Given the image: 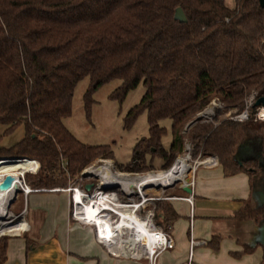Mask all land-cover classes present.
Instances as JSON below:
<instances>
[{"label":"trees","instance_id":"16d2710c","mask_svg":"<svg viewBox=\"0 0 264 264\" xmlns=\"http://www.w3.org/2000/svg\"><path fill=\"white\" fill-rule=\"evenodd\" d=\"M177 7L185 22L174 17ZM85 76L86 110L94 90L108 81L120 80L110 94L116 99L142 83L123 124L130 127L145 111L148 133L135 142L130 161L116 165L144 167L147 153L166 165L181 152L183 125L211 97L237 112L252 91L254 99L264 97V7L258 0H234L232 8L224 0H0L2 134L23 126L22 137L0 147V155L23 157L14 158L22 173L31 167L26 158L36 160L39 171L24 176L34 188L65 187L92 160L112 158L109 145L83 143L62 123ZM249 108L243 120H197L188 130L192 155L215 154L225 175L243 171L251 177L264 160V121L254 120V102ZM164 118L171 121L167 148L159 124ZM240 146L258 157L240 164ZM263 210V204H245L233 218L260 222ZM217 240L209 244L216 247ZM6 242L0 236V263ZM251 248L243 244L242 251Z\"/></svg>","mask_w":264,"mask_h":264},{"label":"crops","instance_id":"0c3cea01","mask_svg":"<svg viewBox=\"0 0 264 264\" xmlns=\"http://www.w3.org/2000/svg\"><path fill=\"white\" fill-rule=\"evenodd\" d=\"M260 180L262 185L253 187L246 172L225 175L219 163L212 167L196 166L192 175V205L182 198L168 202L174 246L161 250L155 264H188L189 255L191 264H261L264 211L260 215L262 223L233 218L245 204L252 206L251 198L257 204L264 203V173ZM190 182L191 179L187 184ZM18 205L25 225L6 233L5 259L0 264H148L144 258L113 254L97 238L91 224L73 220L65 190L30 191ZM213 237L218 238L216 247L209 244ZM190 238L203 243L191 247ZM243 244L252 248L243 252ZM113 249L124 252L122 248Z\"/></svg>","mask_w":264,"mask_h":264},{"label":"rangeland","instance_id":"374dc122","mask_svg":"<svg viewBox=\"0 0 264 264\" xmlns=\"http://www.w3.org/2000/svg\"><path fill=\"white\" fill-rule=\"evenodd\" d=\"M225 4L228 6L234 5V0H224ZM89 79L87 76L80 79L73 90L72 100H71V112L68 116L62 118L63 125L72 133V135L79 141L90 144H104L109 145L112 151V160L109 158H96L86 164L81 171L75 175L72 179H68L66 182L65 187L67 186H79L82 188H86L87 192L95 193L99 190V178L93 175L83 174L85 168L94 165L103 164L104 161L110 163V168L116 172L126 173V174H144L147 172H153L158 170H165L167 169L175 158L178 156H187V162L190 166L194 167L195 163L199 160L204 158L207 155H201L200 153L196 154L195 156L192 155V148L190 144V140L188 137V130L189 128L197 121L207 122L212 121L213 119L217 118L221 120L223 118H230L232 119L235 115L239 114L241 111L247 108L248 114L250 113V106L247 105L249 102V98L251 93H249L245 98L244 108L237 112L234 107L225 106L220 100L213 96L210 98L209 102L203 109L193 113L188 120L185 122L181 129L182 135V149L181 152L175 154L174 157L166 164L163 165L164 159L159 157L158 155H154V153H147L145 155V159L143 164L144 167L136 168L131 170H125L118 167L116 164L124 165L128 161H130L132 155V149L135 142L141 138L142 136H146L148 133V124L146 118V112L143 111L137 115L133 123L130 127H124L123 120L124 116L127 113L128 109L136 104L143 91L144 87L142 83H139L134 89L129 90L122 99L111 98L110 94L115 89L119 83V79H113L108 81L101 86H99L91 95L92 102L90 103L89 109H85L84 101H83V94L88 86ZM255 99L251 102H254ZM264 106V105H263ZM260 108L262 106H259ZM257 107L254 111V120L264 121L257 117L258 109ZM207 112L208 116H201L196 119L197 115L200 112ZM264 116V114H262ZM260 116V115H259ZM195 120L192 124L188 125L190 121ZM161 126L165 127V133L161 138L162 145L167 148L171 141V121L168 118L161 119L159 121ZM4 125L0 124V135L3 132ZM23 135V126L19 125L16 127L11 133L9 134H2L0 137V147H8L11 144L18 141ZM245 154L248 156H253L255 151L251 150L250 146H244ZM215 155V154H211ZM6 157H15L12 155H0V159ZM13 158V159H14ZM27 159V158H26ZM15 160V159H14ZM29 160V159H28ZM33 160V159H32ZM31 162V167L29 170L32 169L33 163ZM262 163L264 164V160L262 159ZM134 163L132 162L131 165ZM138 164V163H136ZM142 163H139V166ZM40 166V165H39ZM194 169V168H193ZM18 170L19 169L18 167ZM23 170V178L26 174H31L28 172H24ZM28 171V170H27ZM39 171V170H38ZM194 171V170H193ZM192 171V174H193ZM20 172V171H19ZM264 173V168L259 167L256 172H254L251 176V182L253 187L256 184L262 185V181H259L261 174ZM35 174H33L34 176ZM21 176V175H20ZM31 177V176H30ZM190 172L186 173L183 178L179 181H175L173 183L167 185H158V186H146L142 190L135 189L130 197H128L124 191L120 187H113L105 190L106 192L114 191L117 194L119 200L120 195L124 196V200L127 201L128 199H132V201H138L139 196L138 194H143V197L147 200L144 202V207L139 211V215L144 216L148 213L150 214L151 221L154 225L162 224L165 222V219H169L167 213L168 202L171 197L176 195H182L183 186L188 183V180L191 179ZM24 181L27 185L32 187L28 181L24 178ZM60 187V188H65ZM34 188V187H32ZM23 194L21 191H18L15 194L14 200L7 206L6 210L8 212L5 214V218L3 220H8L11 217L20 214L18 202L20 199H23ZM123 200V199H122ZM131 201V200H130ZM15 204V205H14ZM252 206L256 205V203L251 198ZM14 205V206H13ZM71 206V203H70ZM71 208V207H70ZM71 211V209H70ZM10 215V217H8ZM113 218H115L113 216ZM17 219H20L18 216ZM118 219V218H117ZM35 218L33 215V226ZM117 221V220H116ZM114 221V222H116ZM4 229H0V236L6 235ZM124 237V235H123ZM253 241V242H252ZM251 241V245L254 244V240Z\"/></svg>","mask_w":264,"mask_h":264},{"label":"bare ground","instance_id":"6f19581e","mask_svg":"<svg viewBox=\"0 0 264 264\" xmlns=\"http://www.w3.org/2000/svg\"><path fill=\"white\" fill-rule=\"evenodd\" d=\"M262 114H264V106L259 110V115L264 117ZM190 165L187 162V156H178L167 169L144 174L116 172L109 167L110 163L105 161L103 164L85 168L83 174L99 178L100 191L93 195L81 193L79 199L77 198L76 214L97 224L99 236L110 248H122L124 252H144L148 254L154 246L155 233L150 217L151 213L141 216L137 213L135 204H124L122 207L114 208L119 217L116 222H110L108 215L101 212L114 207L109 204L114 197L113 193L105 190L120 187L130 197L135 189L142 190L146 186L167 185L181 180L189 172L192 177L194 167ZM36 167L37 163L34 161V168L32 167L31 171L36 170ZM8 174L13 177V182L9 189H0V229L2 228L11 233L25 225L22 219L3 220L8 212L6 208L9 202L15 197L16 191L20 188V175H22V171L18 170L17 162L11 157L0 159V183ZM144 200L147 199L144 198Z\"/></svg>","mask_w":264,"mask_h":264},{"label":"built area","instance_id":"2783aa9c","mask_svg":"<svg viewBox=\"0 0 264 264\" xmlns=\"http://www.w3.org/2000/svg\"><path fill=\"white\" fill-rule=\"evenodd\" d=\"M254 97H255V92H252L250 95V98H249V102L247 103L248 106H250L253 103L251 101L254 100ZM204 111H205V109L203 110V112H200L197 115L196 119H198L201 116H208L207 112H204ZM258 113H259V109H258L257 115H258ZM247 117H248V112H247V108H246L243 111H241L239 114L235 115L232 119L243 120V119H246ZM257 117H259L260 119H263L262 116L258 115ZM194 121L195 120L190 121V123L188 125L192 124ZM34 161H36V160H34ZM36 163H37L36 170H34V171L28 170L26 172L31 173V174H36L39 170V163L37 161H36ZM218 163H219V161H218V157L216 155H207L204 158L199 159L195 163L194 169L198 165H204L206 167H212V166L217 165ZM192 183H193V181L191 178L190 184H188L186 186H188L191 189ZM19 186H20L19 191L22 192L24 199H25L27 193L30 191L45 189V188H32V187H30L29 185H27L25 183L23 175H21V182H20ZM47 190H65L69 194V197H70V203H71L70 216H71V218L73 220L81 223V224H86V223L91 224L94 227L95 235L97 236V238L100 241H102L104 244H106L101 239V237L99 236V229L97 227V224H94L93 222H91V221H89L83 217L78 216V214H76V209H75L76 205H77V198L79 199V196H81V193H83L85 195H87V194L93 195V194H96L98 191L92 194V193L87 192L86 188H82V187H79L76 185L75 186L70 185V186H67L65 188L55 187V188L47 189ZM111 193H113L114 198L110 200L109 204L114 206V207L109 208V209H105L101 212V213H106L108 215V217L110 218V222L116 221L117 218L119 217L118 213L116 212V210L114 208L122 207L124 204H131L132 203V204H135V206L137 208V213H139V211L144 207V202L146 201V200H144L143 194H138V196H139L138 201H134V200L132 201V199H131L132 197L130 198L131 201H130V199L125 201V200H119L116 192L111 191ZM172 198H182V199L186 200L190 206L192 205L191 192L186 193L184 195H176V196L171 197V199ZM19 215L20 214L11 217L10 220L17 219V217ZM113 216L115 218H113ZM153 227H154L153 231L155 232L154 233V246L152 248V251L148 254H146L144 252H138V253H136V252H131V253L130 252H122L119 250L112 249L109 246L108 247H109L110 251L115 255L127 256V257H130L133 259L144 258L147 260L148 264H155V259H156L157 254L161 250L171 249L174 246V241H173V238H172L171 233H170V231H171L170 219H165V222H163L162 224H158V225L153 224ZM201 243H203V241L190 238L191 247L193 245H197V244H201ZM190 257H191V255H189L188 264H191L190 263Z\"/></svg>","mask_w":264,"mask_h":264},{"label":"water","instance_id":"95a60500","mask_svg":"<svg viewBox=\"0 0 264 264\" xmlns=\"http://www.w3.org/2000/svg\"><path fill=\"white\" fill-rule=\"evenodd\" d=\"M258 3L261 7H264V0H258ZM174 17L176 19H178L179 21H182V22H185L186 21V17L182 11V9L180 7H177L175 9V12H174ZM254 105L259 107V106H263L264 105V97L260 96L258 98L255 99L254 101ZM246 147L244 146H240L237 151H236V154H235V157L237 159V161L241 164L243 161H247V160H250L252 159L253 157H258V154L256 155H253V156H248L245 154V149ZM11 158H14V157H11ZM20 158H23V157H20ZM25 158V157H24ZM258 166L259 167H263L264 168V164L262 163V160H259V163H258ZM12 182H13V177L11 175H6L2 182L0 183V189L1 190H7L9 189L11 186H12ZM88 188V187H86ZM183 190L186 192V193H190L191 192V189L188 187V186H183ZM19 191V189L16 191V193ZM15 198V197H14ZM14 198L10 201V203L14 200ZM260 204H263L264 203H256L255 206L257 205H260ZM264 211V210H263ZM263 213V212H262ZM262 223V221H260ZM260 223V224H261ZM262 237H263V247H264V227H263V231H262ZM262 264H264V260L262 262Z\"/></svg>","mask_w":264,"mask_h":264},{"label":"flooded vegetation","instance_id":"af4514ba","mask_svg":"<svg viewBox=\"0 0 264 264\" xmlns=\"http://www.w3.org/2000/svg\"><path fill=\"white\" fill-rule=\"evenodd\" d=\"M251 150H252V148H251ZM257 153H254V155H256Z\"/></svg>","mask_w":264,"mask_h":264}]
</instances>
